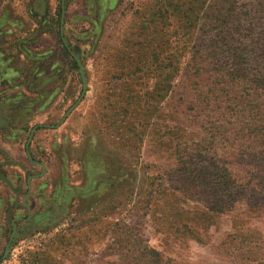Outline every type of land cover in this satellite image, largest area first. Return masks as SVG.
Returning <instances> with one entry per match:
<instances>
[{"label":"rangeland","instance_id":"obj_1","mask_svg":"<svg viewBox=\"0 0 264 264\" xmlns=\"http://www.w3.org/2000/svg\"><path fill=\"white\" fill-rule=\"evenodd\" d=\"M224 2L0 0V264L264 259V196L230 202L219 133L175 115Z\"/></svg>","mask_w":264,"mask_h":264},{"label":"trees","instance_id":"obj_2","mask_svg":"<svg viewBox=\"0 0 264 264\" xmlns=\"http://www.w3.org/2000/svg\"><path fill=\"white\" fill-rule=\"evenodd\" d=\"M223 1L205 8L203 18L209 23L203 24L202 39L209 49L193 53L186 78L189 94L174 108L176 115L188 107L191 122H205L219 133L210 145L214 151L223 147L220 164L228 166H222V186L235 201L264 196V0ZM224 118L229 120L215 127L216 119ZM141 257L123 264H169L147 245ZM258 262L264 264V259Z\"/></svg>","mask_w":264,"mask_h":264}]
</instances>
